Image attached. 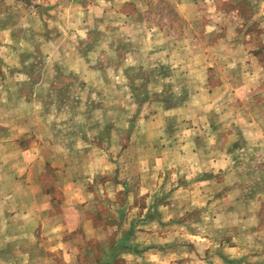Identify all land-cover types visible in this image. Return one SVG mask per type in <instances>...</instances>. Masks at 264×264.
<instances>
[{"label": "rangeland", "instance_id": "1", "mask_svg": "<svg viewBox=\"0 0 264 264\" xmlns=\"http://www.w3.org/2000/svg\"><path fill=\"white\" fill-rule=\"evenodd\" d=\"M29 65L43 73L35 92ZM9 116L17 138L0 137V156L57 150L68 157L55 164L79 163L73 175L98 170L83 189L104 197L107 217L61 208L67 247L82 242L74 232L88 215L109 242L81 244L78 263L117 254L120 209L138 250H121L115 264H264V0H0V122ZM106 122L113 137L95 138L92 127ZM72 126L87 137L70 146ZM70 169L18 170L14 200L42 207L40 181L58 196ZM55 221L26 242L31 264H67L44 248Z\"/></svg>", "mask_w": 264, "mask_h": 264}, {"label": "crops", "instance_id": "2", "mask_svg": "<svg viewBox=\"0 0 264 264\" xmlns=\"http://www.w3.org/2000/svg\"><path fill=\"white\" fill-rule=\"evenodd\" d=\"M185 6V7H184ZM184 7V8H183ZM176 8L179 9V11H186L189 10L190 5H185L184 3H177ZM180 12V13H181ZM182 14V13H181ZM186 16V14H182ZM15 36L12 34L11 38H14ZM27 63V62H24ZM28 65V64H27ZM28 67V66H27ZM29 70L26 69V72L24 73L27 78V82L29 84V90L32 91L37 89L38 86L43 85V79H42V69L40 70V77H35L34 71L32 69V66L29 65ZM90 70V69H89ZM74 73H79V70H73ZM61 72H57V75H59ZM88 73V72H85ZM34 84V86L32 85ZM56 89V86H53V90ZM60 88L58 92L61 90ZM33 92V95L35 94ZM58 97V96H57ZM60 103L63 102L59 97L56 98ZM169 100V99H167ZM11 102L8 103V105ZM137 104L138 100L136 101ZM4 120V119H3ZM0 122V137H7L11 139H16L17 134L14 135V133L9 130L11 127L9 126V123H15V120L12 118L10 119V116L6 119V123ZM130 121V120H129ZM8 124V125H7ZM134 122H130V128L133 126ZM7 126L9 128H7ZM112 125L110 122H106L103 126H100L97 124L96 126L92 127V131L96 133L95 138L97 137H103L104 141L107 139L112 138L111 128ZM96 128V129H95ZM127 129V130H129ZM67 130H69L67 133H65L64 137L65 139H68L70 146L73 144V142L76 139L80 138H86V133L83 132V134L78 137L77 130H74V127H68ZM58 131L55 130L56 135ZM77 133V134H76ZM14 137V138H13ZM42 137V135H40ZM63 138V137H62ZM64 139V140H65ZM70 139V140H69ZM80 147V146H78ZM71 151L68 152L71 153L73 149H70ZM68 151V150H67ZM80 151V150H78ZM50 155V156H49ZM58 157L61 159V157H68L67 153L62 155V153H58L57 150H52L46 158L44 159H37V154L28 146H16L11 151L7 149L3 152V156H0V205L1 203H5L6 205L4 208L0 209V241L4 240V244L2 247H0V264H31V252L29 251V247H26V242L32 244L35 241H39V238H36V235L39 233V226L42 225V220L48 219V218H55L56 221L53 225L49 226L50 237L55 238V240H51V238L48 239L50 241L47 247H44L47 251H53L58 250L61 251V254L65 257V263L67 264H80L78 263V258H76L77 254H79V251H81L82 247H80L83 243H90L91 241H96L97 246L102 249V246L105 244H108V239L106 236H102L103 232L101 229H98V224L94 221L92 216L88 215L85 218H82L83 220V228L84 225L88 226L85 227V229L82 228V230L79 231L75 230L74 235L76 237H79L81 239V243L78 245L77 242L73 244L70 248L67 247L66 240L67 238L64 236L67 234V226L65 225L64 221H61L64 217L61 208L65 207H73L78 206L79 208L86 207L88 208L86 212L88 214H93L99 218H106L107 213L103 214L102 211L99 210L98 206L99 204L104 200V197H101L97 194V192H85L83 189L85 187V184L93 183L94 181H97L96 174L98 173L97 169H93L92 166H83L87 167L85 169L86 174L85 175H73L75 170L77 169L76 165H79V163H70L67 161L61 163V165L55 164L53 160ZM35 159V160H34ZM75 164V165H74ZM33 165H37L39 167H42L46 173H49L51 168L55 171H58V169H65V168H71L73 169L69 174L73 175L74 178L71 179V182L59 183L61 186L58 188L59 190L55 189L56 192L59 193L58 196L54 195V189L46 185L47 180L40 181L41 189L39 190V193L36 192V196H40L41 200L39 201V204L43 203L42 207H36L33 203H29L28 207H22L20 205L21 200H14V190L12 189V185L14 181H18L21 177L20 174H18V170L20 169H26L30 168ZM17 177V178H15ZM25 177V176H24ZM15 178V180H14ZM42 180V179H41ZM7 183L11 186L8 189V193L3 194V190H6ZM78 183V184H77ZM121 184V183H120ZM125 187L127 186L126 182L122 183ZM84 185V186H83ZM106 185V183H104ZM69 189H67V188ZM79 189V191H78ZM81 191V193H80ZM33 204V205H32ZM13 206V208L11 207ZM46 209V210H43ZM100 212V213H99ZM118 216L117 220L118 223L116 224L117 229L115 232H113V241L110 243V245H113V249H115L116 255L112 256V258L106 259V260H96L94 259V264H111V261L113 260H119L122 258H116L121 250H128L132 248V246H135V251L137 252V244L135 238V224L134 222L128 223V226L126 228H122L121 219L123 217V212L119 209L116 210ZM99 213V214H98ZM114 218V217H113ZM116 218V217H115ZM43 227V225L41 226ZM102 232V233H101ZM117 232V233H116ZM93 237H96L94 239ZM28 238V241L26 240ZM86 239V240H84ZM20 240L23 242V248H19L16 246L15 243L20 242ZM33 246V245H32ZM36 246V245H35ZM34 246V247H35ZM128 246V247H127ZM31 247V246H30ZM142 248V247H141ZM43 250V248H42ZM141 251V250H140ZM143 251H141L142 255ZM66 254V255H65ZM124 255V254H123ZM127 255V254H126ZM140 255V256H141ZM137 256V255H136ZM139 257V255H138ZM116 258V259H115ZM35 260V259H34ZM138 262L139 259H136ZM136 262V263H137ZM139 263V262H138ZM115 264V261H114Z\"/></svg>", "mask_w": 264, "mask_h": 264}, {"label": "trees", "instance_id": "3", "mask_svg": "<svg viewBox=\"0 0 264 264\" xmlns=\"http://www.w3.org/2000/svg\"><path fill=\"white\" fill-rule=\"evenodd\" d=\"M127 247H128V246H127ZM114 253H115V249L112 248V253H111V254L114 255Z\"/></svg>", "mask_w": 264, "mask_h": 264}]
</instances>
